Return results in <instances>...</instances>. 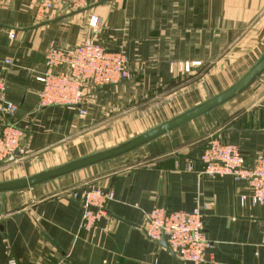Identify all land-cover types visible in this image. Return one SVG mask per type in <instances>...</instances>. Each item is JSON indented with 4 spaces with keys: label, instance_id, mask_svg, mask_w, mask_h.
<instances>
[{
    "label": "crops",
    "instance_id": "1",
    "mask_svg": "<svg viewBox=\"0 0 264 264\" xmlns=\"http://www.w3.org/2000/svg\"><path fill=\"white\" fill-rule=\"evenodd\" d=\"M40 1L0 0V101L18 105L13 120L29 149L0 169L91 153L90 146L114 126L143 124L161 109L165 116L164 109L177 102H189L185 111L221 92L264 52V0H89L83 9L58 3L39 22ZM92 16L99 18L96 27L89 24ZM88 40L124 51L130 77L88 87L84 116L80 106H41L37 78L46 71L50 45L70 48ZM181 85L186 88L155 99ZM211 137L237 145L248 163L264 153V74L235 99L140 149L144 155L119 168L105 171L107 163L99 164L0 196V263L12 255L18 264H191L162 239L146 236L145 214L155 206L190 211L202 205L210 241L203 264H264V203L242 204V181L200 173ZM92 187L112 191L114 199L87 231L81 202L69 190Z\"/></svg>",
    "mask_w": 264,
    "mask_h": 264
},
{
    "label": "built area",
    "instance_id": "2",
    "mask_svg": "<svg viewBox=\"0 0 264 264\" xmlns=\"http://www.w3.org/2000/svg\"><path fill=\"white\" fill-rule=\"evenodd\" d=\"M65 3L73 9L85 8L89 0H41L37 5L36 20L42 21L56 4ZM99 18L92 16L89 24L96 27ZM15 33H11L14 37ZM12 63V60H6ZM46 71L37 79L42 83L38 92L43 107L61 105L80 106V115H86L83 107L88 87L97 88L120 83L130 77V59L122 50H110L95 41L88 40L70 48L51 44L45 53ZM184 69H190L189 63ZM18 105L0 101V163L20 160L29 153L23 143V129L14 122ZM201 175L210 178L231 176L235 182H244L247 191L239 195L240 202L253 205L264 203V153L248 163L241 149L211 137L200 156ZM193 170L194 166L191 165ZM71 198L81 202L83 209L81 227L87 231L96 227L107 214L108 204L114 199L112 191L92 187L69 190ZM205 206L198 205L190 211L171 210L155 206L147 211L144 232L153 241L167 236L168 249L179 259L191 264H203L210 241L206 232ZM18 264L9 255L4 263ZM59 264V263H48Z\"/></svg>",
    "mask_w": 264,
    "mask_h": 264
},
{
    "label": "water",
    "instance_id": "3",
    "mask_svg": "<svg viewBox=\"0 0 264 264\" xmlns=\"http://www.w3.org/2000/svg\"><path fill=\"white\" fill-rule=\"evenodd\" d=\"M263 74L264 52L241 78L221 92L209 96L189 109L107 148L48 167L34 174L0 181V196L55 182L81 170L135 153L159 138L170 134L173 130L235 99L258 82ZM162 243L168 247L167 236L162 238Z\"/></svg>",
    "mask_w": 264,
    "mask_h": 264
},
{
    "label": "rangeland",
    "instance_id": "4",
    "mask_svg": "<svg viewBox=\"0 0 264 264\" xmlns=\"http://www.w3.org/2000/svg\"><path fill=\"white\" fill-rule=\"evenodd\" d=\"M243 75V74H242ZM237 80V78H234V79H231L229 78V81L228 82H232L234 83L235 81ZM223 87L225 86H222V87H218L216 89V91H219L220 89H222ZM186 86H182L181 87H178L176 88L174 91H171L170 93H167V94H161V95H158V97H156L155 99H158L159 101L162 100L164 97H167L169 96L170 94L174 93V92H180L182 89H185ZM210 93V92H209ZM215 93V92H214ZM213 93V94H214ZM212 93H210V95H206V96H211L213 95ZM155 101H152L151 103L149 104H154ZM189 102H177L176 106H172L164 109L167 112V115L163 116L162 114V109L157 111L159 112L157 114V112L151 114V117L149 119H146L143 124H136L135 126H122V125H119V127H116L114 126L112 129V131H110L106 136H102L100 137L99 139H97L93 146H90V150L93 152V151H96V150H99V149H103V148H107L111 145H114L118 142H121V141H124L164 120H166L167 118H169V116H171L170 114H174V113H178L180 111H182L183 109H185V106H187ZM175 105L174 102L170 103V105ZM149 106V105H147ZM146 106V107H147ZM162 115V116H160ZM144 150H139L135 153H132L130 155H127V156H124L122 158H119L117 160H114L113 162L111 163H107V164H104L102 167H105L103 168V170H107V169H110V168H119L125 160H127L129 157L130 158H140L142 155H144ZM73 158L71 157H63V158H59V159H56L55 161H51V162H45L43 161L42 163H38L36 165H30L28 164L27 166H23L24 164H21V162H18L14 165H10V166H5L3 167L2 169H0V181H3V180H8V179H12V178H17V177H21V176H27V175H30V174H34L36 172H39L41 170H44L48 167H51V166H54V165H57V164H60V163H63V162H66V161H69ZM60 160V161H59ZM111 165V166H110ZM106 166H108V168H106ZM20 167H24L22 169H20Z\"/></svg>",
    "mask_w": 264,
    "mask_h": 264
}]
</instances>
